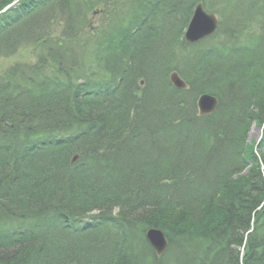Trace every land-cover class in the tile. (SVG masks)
Returning a JSON list of instances; mask_svg holds the SVG:
<instances>
[{"label": "trees", "instance_id": "obj_1", "mask_svg": "<svg viewBox=\"0 0 264 264\" xmlns=\"http://www.w3.org/2000/svg\"><path fill=\"white\" fill-rule=\"evenodd\" d=\"M12 1L0 0V10ZM140 1L117 32L118 22L103 18L86 32L99 0H24L0 14L1 56L28 45L68 73L44 107L19 109L0 96V264H264V156L245 144L252 125H264V34L227 31L251 30L229 15L214 37L185 41L191 51L180 57L164 30L182 36L197 4L213 2ZM247 2L248 19L264 16V0ZM72 32L98 41L81 71L62 54L78 42L67 44ZM134 48L163 53L172 67L162 62L161 74L149 75L139 60L134 72ZM39 66L21 64L0 79L22 70L36 86ZM170 70L189 89L173 87ZM203 93L220 100L206 117L197 107ZM74 113L70 125L61 122ZM41 126L46 134H28ZM151 226L169 239L163 255L146 239ZM46 235L56 243L41 241Z\"/></svg>", "mask_w": 264, "mask_h": 264}, {"label": "rangeland", "instance_id": "obj_2", "mask_svg": "<svg viewBox=\"0 0 264 264\" xmlns=\"http://www.w3.org/2000/svg\"><path fill=\"white\" fill-rule=\"evenodd\" d=\"M99 2L102 3V4L97 5L95 7V9L92 11V13H90V15H89V16H91L90 17L91 20H90L88 28H86V32L87 33L95 32L96 29L99 27L98 26L99 24H100V27L102 25H104L105 23H102L103 22L101 20L102 18H103V20L109 19L111 21V23H112V24L110 23L111 26L118 22L117 23L118 26L115 25L114 28H113V30H115L116 32H117V29H120V31L124 30V29L127 28V26L130 23H128V25H127L126 23H124L122 21L126 22L127 20L132 18V16H129L131 14V12H130L131 9L132 10H137L138 7H140V9H142L144 7V5H141V6L131 5L130 0H99ZM203 2H204V4L206 3L205 1H203ZM210 2H213V6H211L212 9H208V11L212 12V13H215L217 18H218V20H219V25H218V28L216 30L215 35L219 34L218 32L222 29L223 21H224V23L226 21H228V18L230 17L229 15H232V16L234 15V16L237 17V19H240L242 21L243 20L244 21H248L249 23H247V24L250 26L251 30L245 31L244 26H243L244 24H236V25H231L229 27V29H227V31H231V32H233L235 34L239 33L244 38L248 37V35L257 34L258 31L260 33L264 34V20H262V18L264 16H257V17H255V19H248V17H250V15H252L253 11H251V13H249V14L247 13L248 15L245 14L246 13V9H247L246 6L248 5L247 0H244V1L243 0H211ZM132 3H134V1ZM258 7H260V6L258 5L257 8ZM207 8H210L209 5L207 6ZM214 8H217L218 11H216ZM110 12H112L114 15L112 13H110ZM255 14H257V11H256ZM246 15H247V17H246L247 19L243 17V16H246ZM177 25L178 26L180 25L179 21H178ZM55 29L56 28H54V31H56L58 33L60 28L56 29V30ZM63 29L64 28H62V31H63ZM164 31H165V34H167V36H169L168 38L170 40V44H169L170 48H173V47L176 46V53L178 54V56L187 57L191 50L185 45L186 31H185V34H183L182 36H178V37H176V35H175V37H170V34L167 33L168 31H166V30H164ZM225 34H226V32H225ZM215 35H213L211 37H206V38H204V40L212 38ZM73 36H74L73 32L69 33V34H67L65 36L66 39H67V44H72L74 41H78V42L75 43L74 46H70L69 45L70 48H71V52L64 53L65 51L62 50V54L64 55V57H67L69 62L70 61L76 62V66L79 67L78 69L81 71V70H83L85 68L86 64L88 65V63L93 61L94 58H92V56L89 57V50L88 49L89 48L93 49L94 48L93 45H95V47H96L98 41L92 42V41L87 40L88 36H86V33L82 34V35H79L80 39L77 38V37L73 38ZM113 37H114V35L113 36L112 35L111 36L107 35L105 37L104 43H107L106 45L110 44V41L114 40ZM204 40H201V41H199L197 43H194V44L189 43L187 41L186 42L189 43L190 45L194 46V45H196V44H198V43H200V42H202ZM240 40H242V39H240ZM85 44H87L88 46L85 47L84 46ZM65 49H67V48H65ZM135 49L136 48H134L133 50L130 51V55H132L131 57H133V60H134V62H133L134 65H133V67H130V68H133L134 72H135V68L136 67L139 70V66L138 65H143L140 62H138L139 60L142 61V63L145 64L144 66L146 67L147 72H148L149 75H152V74L155 75L157 68H159V69H157V75L158 74L160 75L161 74L160 67L162 66L161 65L162 62H164V63L166 62L165 65H168L170 63L168 61L169 59L163 60V59H165V56H162L163 53H160V52L154 53V54H151V57H146L147 55H145V54H141L140 56H138L137 53L134 52ZM129 58H125V59H129ZM37 59H38V57L36 56L34 50L32 49V47L29 48L28 45L22 46L20 48V51L17 54H15V55H11V56H7V55L1 56L0 55V75L10 73L12 69L18 68L21 64H26L28 66H32L33 64L36 65L37 62H38ZM119 60H121V59H119ZM130 60H131V58H130ZM94 62H97V60L94 61ZM126 63H127V61H126ZM66 65L68 67H70L68 63H66ZM119 67L123 68V67H121L120 63H119ZM169 67H172V65L169 64ZM126 70H127V68L125 69V71ZM158 71H159V73H158ZM173 71H176V70H173ZM171 73H173V72L171 71ZM171 73H170V75H171ZM56 74H58V73H56ZM81 74H83V73H81ZM179 75H181V77L183 78V80L186 82V84L188 86L185 89H189L190 86L188 85L187 78L183 77V75L181 73ZM169 78H170V82H171V76ZM140 81H141L140 82V85H141V84H143V82H145V78L143 79V77H141ZM173 87H175V86H173ZM175 88H177V87H175ZM185 89H178V90H185ZM203 94H207V93H203ZM198 100H197V107H198ZM218 101L220 102L219 98H218ZM40 107H44L43 103L40 104ZM218 107H219V103H218ZM217 109H216V111H217ZM215 112H213V113H215ZM39 114H40V112H39ZM75 114L76 113H74L72 116L67 114V116H64V118L61 119V122H65V124H69L70 125V122L72 121L71 119L75 118ZM198 114L200 115L199 107H198ZM208 115H211V114H208ZM48 116L49 115H45V116H41V117L37 116V117H34V119H32V121L35 122V123H37V121H45V118H47ZM200 116L201 117H206V116H202V115H200ZM60 125H62V124L61 123H56L55 127L59 128ZM35 127H37V126H34L32 128L35 129ZM45 130L47 131V129H43L41 132H44ZM263 132H264V125H262V127H261V126H259L257 124H253L252 125V129L250 130V132L248 134V137H247V139L245 141V144H246V147L248 145L251 148L254 147L255 148L254 150L256 152H259L260 154H263V156H264V146L261 147V144L263 145V138H264V137H262L263 136ZM74 158L75 157H73V161L76 162L77 159H74ZM262 169H264V164H263ZM133 191L136 192L137 191L136 188L133 189ZM128 193L131 194L132 192L128 191ZM114 211L115 212H119V208H116ZM153 227L154 226H151V228H153ZM46 230H47V228L45 229V227L43 226L42 229L39 230V233H41V235H43ZM146 239H147V235H146ZM40 240L41 241H46V242H49V243L55 242V240L51 239V237H48V235H46V237H42ZM147 240H149V239H147ZM157 255H158V253H157Z\"/></svg>", "mask_w": 264, "mask_h": 264}, {"label": "bare ground", "instance_id": "obj_3", "mask_svg": "<svg viewBox=\"0 0 264 264\" xmlns=\"http://www.w3.org/2000/svg\"><path fill=\"white\" fill-rule=\"evenodd\" d=\"M21 1H24V0H14V1L8 3V5L4 6V8L0 10V14L6 13V12H8V10L13 9ZM133 1H134V3H132ZM130 2H131V5H136V6H141L144 4V1H140V0H130ZM110 13H112V12H110ZM215 33L212 34V36L215 35ZM209 37H211V36H209ZM64 51H65L64 53L71 52V48L69 47L67 49H64ZM37 60H38L37 64L40 65L38 68H39V70L41 69V71L37 72L38 77H37V83H36L37 85L36 86H35V84L29 82V80H28L29 77L27 78L25 76V71H22V70L19 71L20 72L19 75L18 74H12L11 77H6V78L0 79V87L3 89V90H0V96L2 95L3 97H5V99L7 98V100H9L8 105H10L11 107L16 106V108L25 110L26 108L29 107V104L30 105L37 104L39 106L44 101L47 102L50 99H54L55 98L54 91L56 89H58V87L60 85L65 84L66 77L68 76L66 69L57 68L56 65L53 66L49 61H44V60L42 61L39 58ZM56 73H58V74H56ZM143 84H145V82H143ZM143 84H141V85L143 86ZM77 90H80V89H77ZM80 92L81 93H79L78 99L84 100L86 102L88 100L92 101V97L90 95L87 96V93H85L84 91H80ZM75 93H76V91H75ZM74 95H76V94H74ZM74 95H73V97H75ZM56 96H59V94H56ZM99 98L100 97L95 98V100H99ZM95 102H97V101H95ZM95 102L93 101L90 103L99 108L100 104H97ZM57 115H58V113H56V116ZM56 116L54 117V119L56 118ZM45 120H47V119H45ZM42 122H44V121H42ZM45 126H41L38 128V130H35L36 132H38V134H34L33 132H35V131H31L28 134H30L34 138L37 137L36 135H40V133L46 134V132H47L46 130L44 132H41L43 129H46ZM73 156L75 157L74 159H77V160L79 159L78 154H75ZM149 229H148V231H149ZM160 229L162 230V228H160ZM148 231H147V233H148ZM147 233H146V235H147ZM164 234H165V232H164ZM165 236H166V234H165ZM166 238H167V236H166ZM168 241H169V239H168ZM168 247H169V244H168ZM168 247L166 248V251L168 250ZM163 254H159V256L163 255Z\"/></svg>", "mask_w": 264, "mask_h": 264}, {"label": "water", "instance_id": "obj_4", "mask_svg": "<svg viewBox=\"0 0 264 264\" xmlns=\"http://www.w3.org/2000/svg\"><path fill=\"white\" fill-rule=\"evenodd\" d=\"M190 21L191 22L186 30L185 39L192 44L204 40L206 37L212 36L219 25V20L216 14L208 12L204 7V3H199L196 6L195 12ZM170 76L173 86L178 89H185L188 87L177 71H173ZM218 103L219 101L216 96L209 93L200 95L198 100L200 115L207 116L208 114H212L218 108ZM147 239H149L158 255L163 254L169 244L168 239L160 228H150L147 233Z\"/></svg>", "mask_w": 264, "mask_h": 264}]
</instances>
